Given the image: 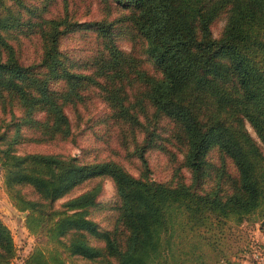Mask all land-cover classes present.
Instances as JSON below:
<instances>
[{
    "label": "trees",
    "instance_id": "16d2710c",
    "mask_svg": "<svg viewBox=\"0 0 264 264\" xmlns=\"http://www.w3.org/2000/svg\"><path fill=\"white\" fill-rule=\"evenodd\" d=\"M113 1L128 8L125 18L145 40L144 51L158 74L116 44L112 21L73 19L67 0L63 13L53 16L43 15L45 3L0 0V105L3 110L14 105L22 109L16 124L38 129L41 138L67 136L71 125L64 104L95 86L134 136L145 130L132 150L140 161L137 175L112 159L84 162L72 155L19 154L10 144L0 147L6 185L27 184L39 195V200L19 195L16 201L11 196L15 207L27 211L25 225L61 245L48 253L34 248L25 264H77L79 257L89 264H239L241 249L225 255L215 235L228 216L236 223L253 219L264 228V0ZM223 12L224 27L214 37L211 22ZM80 26L94 30L99 39L89 71L76 69L74 59L59 46L64 34ZM20 33L39 37L37 63L18 60L9 37ZM54 82L61 86L54 88ZM147 105L153 108L152 118L172 122L169 138L183 152L190 183L151 176L145 151L157 133L149 116L141 119ZM39 111L43 118L37 117ZM214 149L230 158L234 171L224 159H209ZM104 176L111 178L118 197L111 231H100L88 216L99 184L69 196L62 208H47L50 202L45 201ZM212 215L218 229L210 236ZM90 236H101L104 243L93 244ZM15 255L11 230L0 218V264Z\"/></svg>",
    "mask_w": 264,
    "mask_h": 264
},
{
    "label": "rangeland",
    "instance_id": "374dc122",
    "mask_svg": "<svg viewBox=\"0 0 264 264\" xmlns=\"http://www.w3.org/2000/svg\"><path fill=\"white\" fill-rule=\"evenodd\" d=\"M31 4H46L43 15H61L64 10L63 0H27ZM68 11L73 19L88 21L94 19H105L112 21L113 40L118 46L134 53L141 58V65L148 72L158 74L152 60L144 51L145 40L135 33L131 23L125 18L128 8L123 7L113 0H67ZM226 13L219 14L211 22V32L218 37L224 27ZM9 41L16 50L18 60L23 64H34L40 60L41 44L36 34L10 36ZM99 39L94 30L82 26L69 31L60 38V49L62 52L75 61V68L83 71L91 70L89 63L98 47ZM34 67V66H33ZM54 88L61 86L60 82L52 83ZM83 97L74 102H66L64 110L69 118L71 133L67 136L55 134L49 138H41V132L26 123L16 124L17 117L22 113L18 105L3 110L0 105V147L10 144L16 153L27 152H53L63 155L76 156L80 161H97L112 159L120 162L129 172L138 174L140 172V161L136 154H132L135 141L145 135V130H139L134 136L128 126L116 119L113 112L95 86H87L82 89ZM153 108L147 105V114L141 115L145 122L146 116L150 118V127L157 133L155 143L145 151L151 176L160 181H175L180 178L187 183L191 182V172L183 165V152L170 136L172 122L164 117L152 118ZM38 118H43V111L37 112ZM245 125L252 135L255 132L252 126L246 121ZM162 144V146H160ZM209 159L216 163L225 160L227 168L234 171L230 158L221 157L218 150L209 153ZM99 184V192L95 203L88 206V216L97 222L100 231H111L115 227L117 215L118 197L113 181L109 177H94L81 182L70 193L50 202L49 209L62 208V202L69 196L78 194L94 185ZM19 189L18 192L15 190ZM16 198L23 196L27 199L39 200V195L27 184H16L10 188L3 179V171L0 166V218L11 230L16 255L7 264H25V258L34 249L48 253L49 250L60 249L58 241L49 240L42 231L31 233L25 225L27 211H21L13 205L11 196ZM181 213V207L178 209ZM46 220V217L43 216ZM226 225L217 233L213 215L211 216V231L209 235L219 238L218 248L225 255L240 252L238 261L241 258H248L254 262L264 258V228L259 231V222L253 219L236 223L232 217H225ZM184 221L183 219H180ZM44 222V221H42ZM34 226L36 223L34 221ZM182 234H179L181 238ZM93 244L104 243L101 236H90ZM186 246L185 243H183ZM212 249V248H211ZM209 256L214 259L212 250ZM261 257V258H260ZM73 261H75L73 259ZM77 264H89L86 260L76 258Z\"/></svg>",
    "mask_w": 264,
    "mask_h": 264
},
{
    "label": "crops",
    "instance_id": "0c3cea01",
    "mask_svg": "<svg viewBox=\"0 0 264 264\" xmlns=\"http://www.w3.org/2000/svg\"><path fill=\"white\" fill-rule=\"evenodd\" d=\"M259 231L263 230L259 228ZM239 264H264V258H261V261L254 262L253 260H249L248 258L244 257L240 259Z\"/></svg>",
    "mask_w": 264,
    "mask_h": 264
}]
</instances>
